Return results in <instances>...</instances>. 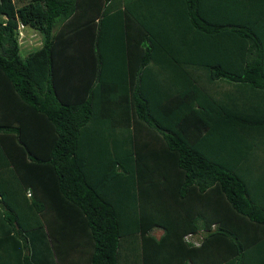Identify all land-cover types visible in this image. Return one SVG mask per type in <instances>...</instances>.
<instances>
[{
  "label": "trees",
  "instance_id": "trees-1",
  "mask_svg": "<svg viewBox=\"0 0 264 264\" xmlns=\"http://www.w3.org/2000/svg\"><path fill=\"white\" fill-rule=\"evenodd\" d=\"M120 250L264 264V0H0V264Z\"/></svg>",
  "mask_w": 264,
  "mask_h": 264
},
{
  "label": "rangeland",
  "instance_id": "rangeland-1",
  "mask_svg": "<svg viewBox=\"0 0 264 264\" xmlns=\"http://www.w3.org/2000/svg\"><path fill=\"white\" fill-rule=\"evenodd\" d=\"M23 35H24V32H22V36ZM38 44H39L38 36L36 34H31L30 33L29 35H26L25 40L24 39H21L20 46H21L22 51L24 52L26 50H29L30 48H33V47L37 46ZM34 232L35 231L28 232L27 233V237H28V240H29V245H30V249L32 251V255L34 257H38L40 251L48 252V249H46L47 246H45V245H40L38 247L34 245L33 239L31 238L32 237V234ZM151 233L154 234V235H156V236H158L161 233V230L160 229H154ZM41 236H43V235H41ZM43 238H44L45 241H47V238L45 236H43ZM129 252H128V254H129ZM48 253H50V252H48ZM51 254L53 255V253H51ZM125 255H126V260L124 259ZM125 255L121 259V250H120V254H119V264H136L137 260H136V257L135 256L134 257L133 256H129L128 257L127 252H125ZM53 259H54V264H57L54 256H53ZM72 259H74L73 260V263L74 264H81L80 263L81 261H80V259H79V257H78L77 254L73 255Z\"/></svg>",
  "mask_w": 264,
  "mask_h": 264
},
{
  "label": "built area",
  "instance_id": "built-area-1",
  "mask_svg": "<svg viewBox=\"0 0 264 264\" xmlns=\"http://www.w3.org/2000/svg\"><path fill=\"white\" fill-rule=\"evenodd\" d=\"M20 36H21V35H20ZM184 238H185L186 240L189 239V235L185 236Z\"/></svg>",
  "mask_w": 264,
  "mask_h": 264
}]
</instances>
